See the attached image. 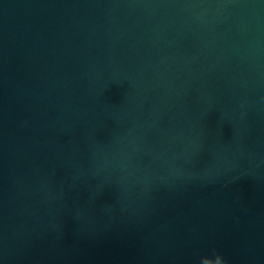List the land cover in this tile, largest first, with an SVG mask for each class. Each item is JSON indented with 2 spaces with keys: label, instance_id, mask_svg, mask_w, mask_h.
I'll list each match as a JSON object with an SVG mask.
<instances>
[{
  "label": "water",
  "instance_id": "1",
  "mask_svg": "<svg viewBox=\"0 0 264 264\" xmlns=\"http://www.w3.org/2000/svg\"><path fill=\"white\" fill-rule=\"evenodd\" d=\"M0 264H264V0H0Z\"/></svg>",
  "mask_w": 264,
  "mask_h": 264
}]
</instances>
